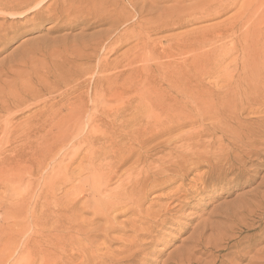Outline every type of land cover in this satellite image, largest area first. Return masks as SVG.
I'll list each match as a JSON object with an SVG mask.
<instances>
[{"label":"rangeland","instance_id":"rangeland-1","mask_svg":"<svg viewBox=\"0 0 264 264\" xmlns=\"http://www.w3.org/2000/svg\"><path fill=\"white\" fill-rule=\"evenodd\" d=\"M8 1L0 264H264V0Z\"/></svg>","mask_w":264,"mask_h":264},{"label":"bare ground","instance_id":"bare-ground-1","mask_svg":"<svg viewBox=\"0 0 264 264\" xmlns=\"http://www.w3.org/2000/svg\"><path fill=\"white\" fill-rule=\"evenodd\" d=\"M10 1H12V0H10ZM10 1H8V2H10ZM19 1H20V0H19ZM23 1H24V0H23ZM46 1H47V0H26V1L23 2V3L19 2L17 5H9V6L5 7L4 10H5V12H6V11L10 12V15H11V16H19V17H20V15L26 16V15H31V14L35 13V17H36V16L38 17V16L41 15V13L39 12V10L44 6V4L46 3ZM13 2H14V1H13ZM10 3H11V2H10ZM6 5H7V4H6ZM213 9H214V8H213ZM210 10H211V9H210ZM224 11H225V10H224ZM5 12H2V13L5 14ZM218 13H220V12H218ZM224 13H225V12H223V13H221V14H224ZM6 14H7V13H6ZM208 14H210V13L208 12ZM211 15H212V14H211ZM220 16H221V15H220ZM41 17H42V16H41ZM21 18H22V17H21ZM209 18H210V17H209ZM209 18L207 17L206 19H209ZM214 18H215V17H214ZM210 19H211V18H210ZM187 23H188V22H187ZM187 23H186V24H187ZM124 26H125V25H124ZM170 27H171V26H170ZM173 27H174V26H173ZM164 28H165V27H164ZM174 29H175V28H174ZM159 30H160V29H159ZM164 30H165V29H164ZM164 30H163V31H164ZM165 31H166V30H165ZM167 31H168V29H167ZM228 31H229V30H228ZM227 33H228V32H227ZM205 38H206V37H205ZM220 38H221V37H220ZM250 38H251V37H250ZM198 42H200V41H198ZM195 43H197V42H195ZM200 43H202V42H200ZM242 43H243V42H242ZM249 43H250V42H249ZM235 44H236V42H235ZM240 44H241V43H240ZM254 44H255V43H254ZM193 45H194V44H193ZM203 45H204V44H203ZM203 45H202V46H203ZM206 45H207V44H206ZM116 46H117V45H116ZM198 46H199V44H198ZM207 47H208V46H207ZM170 48H171V46H170ZM190 48H191V46H190ZM192 48H193V46H192ZM203 48H204V47H203ZM194 49H195V48H194ZM197 49H198V48H197ZM254 49H256V48H254ZM198 50H200V49H198ZM193 51H194V50H193ZM248 55H251V54H248ZM194 58H195V57H194ZM259 58H260V59H259ZM259 58H258V59L261 60V65H264V56H263V55H260ZM249 59H250V58H248V59H244V61H243V66H242L243 74L246 75V76H247V75L249 76L250 73H251V72H250V71H251V70H250V67H252V63L249 62ZM263 67H264V66H263ZM261 68H262V67L260 66V69H261ZM262 71H263V69H262ZM252 72H253V71H252ZM201 74H202V73H201ZM199 76H200V75H199ZM242 76H243V75H242ZM242 76H241V77H242ZM255 77H256V76H255ZM251 78H252V77H251ZM197 80H198V79H197ZM250 80L252 81V79H250ZM239 81H241V80H239ZM197 82H199V81H197ZM241 82H242V81H241ZM199 83H200V82H199ZM202 83H203V82H202ZM254 83H255V82H254ZM251 84H252V83H251ZM195 85H197V83H196ZM198 85H199V84H198ZM198 85H197V86H198ZM254 85H256V83H255ZM257 85H258V84H257ZM263 85H264V84H263ZM251 86H252V85H251ZM261 86H262V84H261ZM200 87H201V86H200ZM200 87H199V89H200ZM203 87H204V86H203ZM208 88H209V87H208ZM238 88H239V87H238ZM256 89H257V86H256ZM196 90H197V89H196ZM260 91H261V90H260ZM234 92H235V91H233V94H234V96H235L236 94H235ZM247 92H248V91H247ZM261 92H262V91H261ZM261 92H260V93H261ZM116 93H117V92H116ZM123 93H124V92H123ZM231 93H232V92H231ZM249 93H250V92H249ZM257 93H258V92H257ZM117 94H119V93H117ZM254 94H255V93H254ZM258 94H259V93H258ZM222 95H223V94H222ZM224 95H226V94H224ZM224 95H223V96H224ZM229 95H230V94H229ZM229 95H228V96H229ZM250 95H253V94H250ZM215 96H216V95H215ZM226 96H227V95H226ZM228 96H227V97H228ZM259 96H260V95H259ZM218 97H219V95H218ZM227 97H226V98H227ZM253 97H255V96H253ZM257 97H258V96H256V98H257ZM260 97H261V96H260ZM229 98H231V96H230ZM232 98H233V97H232ZM256 98H255V99H256ZM258 98H259V97H258ZM262 98H263V97H262ZM219 99L221 100L220 97H219ZM235 99H236V98H235ZM250 99H252V97H251ZM255 99H254V101H255ZM227 100H228V98H227L225 101L222 100L223 102H221V104L224 103V102L226 103ZM231 100H232V99H231ZM233 100H234V99H233ZM233 100H232V101H233ZM252 100H253V99H252ZM259 100L261 101V98H260ZM227 102H229V100H228ZM233 102H234V101H233ZM233 102H232V103H233ZM217 103H218V102H217ZM225 103H224V104H225ZM229 103H231V102H229ZM229 103H228V104H229ZM245 103H246V102H245ZM252 103H253V101H252ZM256 103H259V102H256ZM249 104H250V102H249ZM259 104H261V103H259ZM251 105H252V104H251ZM255 105H256V104H255ZM22 106H23V105H22ZM197 106H198V105H197ZM244 106H245V104H244ZM249 106H250V105H249ZM262 106H264V105H262ZM215 107H216V106H215ZM220 107H222V106H220ZM223 107H225V106H223ZM229 107H230V106H229ZM232 107H233V106H232ZM235 107H236V106H235ZM242 107H243V106H242ZM246 107H247V105H246ZM251 107H252V106H251ZM216 108H218V107H216ZM230 108H231V107H230ZM249 108H250V107H249ZM19 109H20V107H19ZM222 109H223V113H224V111H226V107H225V109H224V108H222ZM195 110H196V109H195ZM216 110H218V109H216ZM234 110H235V109H234ZM245 110H246V109H245ZM213 111H214V110H213ZM217 112H218V111H217ZM217 112H216V113H217ZM213 113H214V112H213ZM220 113H222V112H219V114H220ZM226 113H227V111H226ZM226 113H225V115H226ZM237 113H238V112H237ZM262 113L264 114V111H262ZM197 114H198V113H197ZM217 114H218V113H217ZM233 114H234V113H233ZM238 115H239V114H238ZM214 116H216V115H214ZM218 116H219V115H218ZM234 116H236V113L233 115V118H234ZM263 116H264V115H263ZM221 117H222V116H221ZM203 118H204V116H203ZM223 118L225 119V117H223ZM236 118H237V116H236ZM238 118H239V117H238ZM261 118H262V117H261ZM198 119H200V116H196L195 119L192 120V122H197ZM234 119H235V118H234ZM201 120H202V119H201ZM225 120H226V119H225ZM227 120H228V119H227ZM184 121H185V120H184ZM233 121H234V120H233ZM180 122H181V121H180ZM180 122L176 125V127H178V129H179L182 125H185L184 123L182 124V123H180ZM185 122L187 123V121H185ZM227 122H228V121H227ZM31 123L33 124V122H31ZM31 123H30V125H31ZM39 123H40V122H39ZM224 123L226 124V122H223V124H224ZM257 123H258V120H257ZM188 124H189V122H188ZM228 124H229V123H228ZM36 125H37V124H36ZM256 125H257V124H256ZM258 125H259V124H258ZM28 126H29V125H28ZM227 126H228V125H227ZM227 126H226V127H227ZM259 126L262 127V128H260V129H263V131L261 130L260 132H261V134H262L263 137H264V117L262 118V120H261ZM31 127H32V126H31ZM33 127H34V126H33ZM39 127H40V126H39ZM169 127H170V126H169ZM197 127H198V126H197ZM199 127H201V126H199ZM256 127H257V126H256ZM182 128H183V127H182ZM227 128H228V127H227ZM31 129H33V128H31ZM172 129H173V128H172ZM180 129H181V128H180ZM199 129H200V128H199ZM226 130H227V129H226ZM178 131H179V130H178ZM207 131H209V130H207ZM207 131H206L205 129H203V130L200 129V130L195 131V134H196V136H197L198 134H200V133H203V132H205L206 135H207V134H210V133H207ZM218 131H219V130H218ZM227 131H228V130H227ZM212 132H213V131H212ZM212 132H211V133H212ZM214 132H217V131L215 130ZM224 132H226V131H224ZM224 132H223V133H224ZM229 132H230V130H229ZM218 133H221V132L219 131ZM231 133H233V131H232ZM235 133H236V132H235ZM212 134H213V133H212ZM215 134H217V133H215ZM155 135H156V134H155ZM206 135H204V136H206ZM221 135H222V134H221ZM221 135H220V138L222 137ZM230 135H232V134H230ZM230 135H229V136H230ZM234 135H235V134H234ZM234 135H232L233 138H235V136H236V135H235V136H234ZM200 136H201V135H200ZM200 136H199V138H200ZM210 136H212V135H210ZM213 136H214V135H213ZM216 136H217V135H216ZM224 136H225V134H224ZM229 136H228V137H229ZM237 136L239 137V135H237ZM237 136H236V138H238ZM189 137H191V136L189 135L188 138H189ZM192 137H193V136H192ZM192 137H191V138H192ZM201 137H202V136H201ZM188 138H187V139H188ZM191 138H190V139H191ZM220 138H218V139H220ZM229 138H230V137H229ZM229 138H228V139H229ZM194 139H196V138H194ZM221 139H222V138H221ZM221 139H220V140H221ZM224 139H225V138H224ZM180 140H181V139H180ZM185 140H186V139H185ZM230 140H231V139H230ZM238 140H239V139H238ZM243 140H244V139H243ZM223 141H224V140H223ZM231 141H232V140H231ZM231 141H230V142H231ZM235 141H237V140L235 139L234 142H235ZM220 142L222 143V141H219V143H220ZM230 142H229V143H230ZM240 142H241V140H240ZM249 142H250V139H249ZM223 143H224V142H223ZM235 143H238V142H235ZM252 143H253V142H252ZM252 143L250 142V144H252ZM230 144H232V143H230ZM239 144H240V143H239ZM222 145H223V144H222ZM242 145H243V144L241 143L240 147H241ZM246 145H248V144H246ZM217 146H218V145H217ZM220 146H221V145H220ZM251 146H252V145H251ZM251 146H250L251 149H250V148H248V149L246 148V150L241 151V152H242L241 154H243V156H244V155H247V154L253 153V149H254V147H255V144L253 145V146H254L253 149H252ZM230 147H231V146H230ZM240 147H239V148H240ZM244 147H246V146L244 145ZM221 148H222V147H221ZM232 148H233V147H232ZM242 148H243V147H242ZM236 149L239 150L238 148H236ZM230 150H233V149H230ZM241 150H242V149H241ZM228 151H229V149H228ZM228 151L226 150V154H227ZM229 152H230V151H229ZM233 152H234V151H233ZM221 154H222V153H221ZM226 154H225V155H226ZM235 154H238V152H236ZM222 155H223V154H222ZM228 155H230V154L228 153ZM231 155H232V153H231ZM238 155H239V154H238ZM238 155H237V157H238ZM226 156H227V155H226ZM243 156L241 155L240 158H242ZM217 157H218V156H217ZM219 157H221V155H220ZM222 157H224V156H222ZM222 157H221V158H222ZM234 157H236V156H234ZM234 157H233V158H234ZM237 157H236V158H237ZM244 157H245V156H244ZM246 157H247V156H246ZM199 158H200V157H199ZM215 158H216V157H215ZM215 158H214V159H215ZM226 158H229V157H226ZM226 158H225V159L223 158L224 161H226ZM240 158L238 157L237 160H239ZM210 159H211V158H209V161H208V162H210ZM216 159H218V164H219V163H220V162H219V158H216ZM216 159H215V160H216ZM231 159H232V158H231ZM197 160H199V159H197ZM241 160H242V159H241ZM195 161H196V160H195ZM199 161H200V160H199ZM233 161L235 162V160H233ZM243 161H244V160H243ZM212 162H214V161H212ZM221 162L224 164L223 161H221ZM237 162H238V161H237ZM193 163H194V162H193ZM193 163H192V166H193ZM198 163H199V162H198ZM215 163H217V160H216ZM222 163H221V164H222ZM225 163H227L226 165L228 166V169L231 170V169H232L231 167L233 166L234 163L232 164L231 160H227V162H225ZM196 164H197V162H196ZM199 164H200V163H199ZM202 164H203V163H202ZM213 164H214V163H213ZM236 164H239V165H240V164H241V161H240L239 163H236ZM197 165H198V164H197ZM208 165H209V164H208ZM214 165H215V164H214ZM242 165H243V163H242ZM206 166H207V165H206ZM215 166H216V165H215ZM235 166H236V165L234 164L233 167H235ZM240 166H241V165H240ZM197 168H198V166H197ZM206 168H207V167H206ZM210 168H211L210 170H212V173H213V168H214V167H211V164H210ZM215 168H216V167H215ZM220 168H221V166H220ZM222 168H223V167H222ZM222 168H221L220 170H222ZM230 168H231V169H230ZM217 169H218V166H217ZM233 169H234V168H233ZM237 169H239V168H237ZM189 170H190V168H189ZM206 170H207V169H206ZM214 170H215V169H214ZM225 170H226V169H225ZM217 171H218V170H217ZM226 171H227V170H226ZM226 171H225V172H226ZM231 171H232V170H231ZM231 171H230V172H231ZM238 171H239V170H238ZM220 172H221V171H220ZM232 172H233V171H232ZM240 172H241V169H240ZM207 173H208V171H207ZM214 173H216V172H214ZM223 173H224V172H223ZM223 173H222V174H223ZM226 173H227V172H226ZM228 173H229V172H228ZM202 174L205 175L204 173H202ZM225 175H226V174H225ZM208 176H209V174H208ZM202 177H203V176H202ZM196 235H197V234H196ZM192 236H193V235H192ZM197 236H198V235H197ZM199 236H200V235H199ZM191 238L193 239V237H191ZM198 239H199V238H198ZM196 241H197V240H196ZM196 244H197V243H196ZM182 256H183V255H182Z\"/></svg>","mask_w":264,"mask_h":264}]
</instances>
